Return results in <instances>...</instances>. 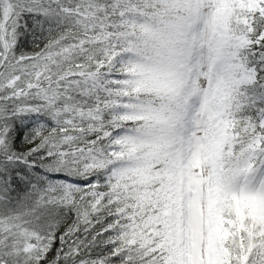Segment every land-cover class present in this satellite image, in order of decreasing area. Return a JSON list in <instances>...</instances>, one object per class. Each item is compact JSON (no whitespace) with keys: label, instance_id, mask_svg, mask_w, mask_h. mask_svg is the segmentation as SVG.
I'll use <instances>...</instances> for the list:
<instances>
[{"label":"snow or ice","instance_id":"obj_1","mask_svg":"<svg viewBox=\"0 0 264 264\" xmlns=\"http://www.w3.org/2000/svg\"><path fill=\"white\" fill-rule=\"evenodd\" d=\"M0 264H264V0H0Z\"/></svg>","mask_w":264,"mask_h":264}]
</instances>
